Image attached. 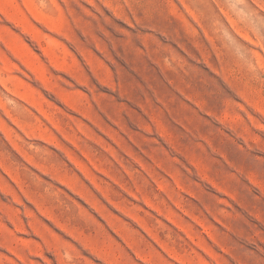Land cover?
<instances>
[{"label":"rangeland","instance_id":"1","mask_svg":"<svg viewBox=\"0 0 264 264\" xmlns=\"http://www.w3.org/2000/svg\"><path fill=\"white\" fill-rule=\"evenodd\" d=\"M0 264H264V0H0Z\"/></svg>","mask_w":264,"mask_h":264}]
</instances>
